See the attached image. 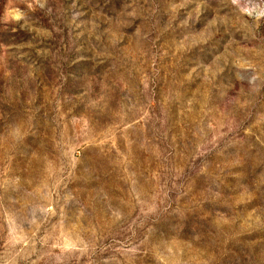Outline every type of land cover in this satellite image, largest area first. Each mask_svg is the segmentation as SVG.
<instances>
[{
    "label": "rangeland",
    "instance_id": "374dc122",
    "mask_svg": "<svg viewBox=\"0 0 264 264\" xmlns=\"http://www.w3.org/2000/svg\"><path fill=\"white\" fill-rule=\"evenodd\" d=\"M0 264H264V0H0Z\"/></svg>",
    "mask_w": 264,
    "mask_h": 264
}]
</instances>
